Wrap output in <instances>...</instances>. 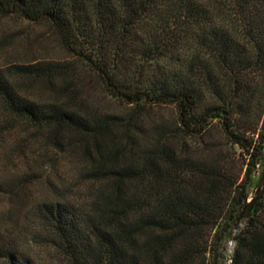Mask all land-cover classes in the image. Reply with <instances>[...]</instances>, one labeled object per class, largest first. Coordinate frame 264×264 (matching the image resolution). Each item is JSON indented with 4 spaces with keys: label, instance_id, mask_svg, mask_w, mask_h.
<instances>
[{
    "label": "trees",
    "instance_id": "16d2710c",
    "mask_svg": "<svg viewBox=\"0 0 264 264\" xmlns=\"http://www.w3.org/2000/svg\"><path fill=\"white\" fill-rule=\"evenodd\" d=\"M12 13L48 23L72 60L0 65V124L69 153L77 171L42 173L22 152V170L0 176L9 196L45 187L24 229L17 209L0 211V264H40L23 242L61 264H227L264 161V0H0ZM214 121L224 144L203 141ZM241 230L229 264H264V194Z\"/></svg>",
    "mask_w": 264,
    "mask_h": 264
},
{
    "label": "rangeland",
    "instance_id": "374dc122",
    "mask_svg": "<svg viewBox=\"0 0 264 264\" xmlns=\"http://www.w3.org/2000/svg\"><path fill=\"white\" fill-rule=\"evenodd\" d=\"M60 60L69 61L72 57L63 48L55 31L48 23L36 22L25 19L19 14L12 13L7 16L0 15V65H8L10 63H26L36 60ZM24 92L30 97L37 100L51 99L49 92L41 89L37 85H30L24 87ZM97 98L99 104L106 110L117 111L119 109L118 103L114 102L110 98L104 97L97 91ZM164 118L171 119L174 116V110L172 106H163L155 110ZM2 111L0 110V120L2 119ZM264 114L261 117V121ZM261 121L255 138L258 137V131L260 129ZM29 133V134H28ZM21 132L20 128L5 127V124H0V176H5L13 172L21 171L26 158H21L22 152L26 153L30 160L36 165V168H41L42 173L47 170V174L54 176V171L63 173L65 177L74 174L77 171L75 166V160L69 153H58L50 147H46L43 139H34L32 132ZM210 135H206L203 141H211L220 144H224L225 139L220 131V125L214 121ZM30 137H28V136ZM21 145L19 150H12L13 144L17 143ZM189 143L197 149L202 148V139L195 138ZM226 151V146L223 147ZM238 153V152H237ZM237 153L235 154L238 159ZM232 154V153H231ZM44 159L52 160L53 164L50 167L48 164L43 165L46 161ZM49 162V161H48ZM239 162L241 158L239 157ZM264 161L261 165L257 166L255 173V185L251 188L249 197H251L256 189L259 177L262 172ZM245 167L240 173V179L243 177ZM41 172V171H40ZM44 181V179H42ZM31 184L18 192V195L12 196L8 194L0 193V211L5 210L8 207L11 209H17L18 228L24 229V225L28 223L27 212H29L34 202L42 195L45 187L43 182ZM84 187L78 186L74 188V196H82L84 193ZM16 217V216H15ZM33 221L29 224L33 226ZM31 226V227H32ZM27 241V240H26ZM27 251L36 259L40 264H61L58 256L48 247L37 243H25Z\"/></svg>",
    "mask_w": 264,
    "mask_h": 264
},
{
    "label": "water",
    "instance_id": "95a60500",
    "mask_svg": "<svg viewBox=\"0 0 264 264\" xmlns=\"http://www.w3.org/2000/svg\"><path fill=\"white\" fill-rule=\"evenodd\" d=\"M263 194H264V165H263L262 172H261V175L259 177V180H258L254 194L251 197H248L246 199V201L243 204L240 212L236 216L235 230L237 233L235 236H233L229 239V254H228V257L226 259L227 264H229V262L231 260L232 246L242 232L241 227L250 219L256 203L262 198Z\"/></svg>",
    "mask_w": 264,
    "mask_h": 264
}]
</instances>
